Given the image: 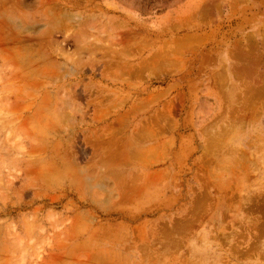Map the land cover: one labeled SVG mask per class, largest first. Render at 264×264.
<instances>
[{"label": "rangeland", "instance_id": "374dc122", "mask_svg": "<svg viewBox=\"0 0 264 264\" xmlns=\"http://www.w3.org/2000/svg\"><path fill=\"white\" fill-rule=\"evenodd\" d=\"M0 264H264V0H0Z\"/></svg>", "mask_w": 264, "mask_h": 264}, {"label": "bare ground", "instance_id": "6f19581e", "mask_svg": "<svg viewBox=\"0 0 264 264\" xmlns=\"http://www.w3.org/2000/svg\"><path fill=\"white\" fill-rule=\"evenodd\" d=\"M38 87V86H37ZM38 120H39V118H38Z\"/></svg>", "mask_w": 264, "mask_h": 264}]
</instances>
